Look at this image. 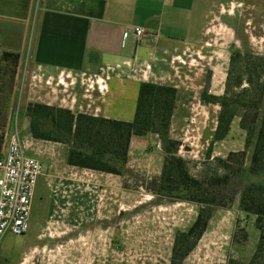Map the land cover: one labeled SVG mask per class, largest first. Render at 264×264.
<instances>
[{
	"label": "rangeland",
	"instance_id": "1",
	"mask_svg": "<svg viewBox=\"0 0 264 264\" xmlns=\"http://www.w3.org/2000/svg\"><path fill=\"white\" fill-rule=\"evenodd\" d=\"M212 1L220 4L212 14H224L222 22L232 30L216 26L214 20L211 35L222 37L220 43L213 44L215 53L209 50L202 59L196 54L192 58L184 56L191 61L192 70L202 74L200 84L198 75L190 89L179 90L168 138L179 143L177 156L186 161L195 177L221 174L215 159L245 151L243 184L264 183V175L250 176L246 172L251 149L245 147L239 113L227 136L209 149L220 110L209 96L223 94L231 52L242 54L232 73L242 77L244 86L248 78L245 65L264 57V0ZM60 87L73 97L77 76L67 78ZM94 87L98 92V86ZM250 96L255 98L256 93L251 91ZM18 131L21 140L28 137L27 127L21 123ZM36 146L35 158L42 168L34 188L28 230L22 236L7 233L1 239L0 264H169L175 233L192 224L199 207L154 193V182L166 156L164 138L153 133L135 138L128 167L119 177L97 171L78 175L76 167L66 164L70 144L45 142ZM26 151L29 153L27 146ZM85 189L96 195L97 202L96 211L88 212L91 218L88 216L87 222V213L77 211V203H84L78 195ZM240 190L237 188L231 206L211 209L205 233L181 264H227L230 259H250L259 233L254 217L238 209ZM242 232L247 233L246 241Z\"/></svg>",
	"mask_w": 264,
	"mask_h": 264
},
{
	"label": "crops",
	"instance_id": "2",
	"mask_svg": "<svg viewBox=\"0 0 264 264\" xmlns=\"http://www.w3.org/2000/svg\"><path fill=\"white\" fill-rule=\"evenodd\" d=\"M33 1L0 0V156L6 132L20 123L28 130L30 104L129 122L141 82L175 88L177 103L179 90L190 89L198 75L200 84L202 74L184 56L215 53L213 44L222 37L211 35L214 20L231 29L224 14H212L220 5L212 0ZM132 27L143 34L135 36ZM74 76L77 90L70 97L60 86ZM22 141L34 157L36 145L46 142L32 139L29 130ZM88 171L77 168L82 177ZM86 190L78 195L84 203H77L85 222L97 209L96 195Z\"/></svg>",
	"mask_w": 264,
	"mask_h": 264
},
{
	"label": "trees",
	"instance_id": "3",
	"mask_svg": "<svg viewBox=\"0 0 264 264\" xmlns=\"http://www.w3.org/2000/svg\"><path fill=\"white\" fill-rule=\"evenodd\" d=\"M5 56H14L5 54ZM242 58L238 50L230 54L224 92L219 97L209 96L220 107L210 147L222 141L228 134L233 119L239 113V126L245 132V147L251 149L246 172L250 176L264 175V57L257 63L245 65L248 78L233 76L234 63ZM255 92L252 98L250 93ZM206 90L203 91L205 96ZM176 89L171 86L141 82L133 119L129 122L94 117L42 104L27 106L29 135L32 139L70 144L66 164L121 176L128 161L132 137H144L150 133L165 139L166 156L160 175L154 182L158 196L196 204L199 209L195 220L173 238L169 264H181L196 247L205 233L212 208H227L239 193L238 209L254 217V227L259 236L255 250L247 262L230 259L227 264H264V183L243 184L245 151L230 152L225 159L215 161L222 173L201 178L191 175L186 161L177 156L179 143L168 138L174 110ZM3 138L0 133V149ZM209 158V156H208ZM242 240L247 233L242 232Z\"/></svg>",
	"mask_w": 264,
	"mask_h": 264
},
{
	"label": "built area",
	"instance_id": "4",
	"mask_svg": "<svg viewBox=\"0 0 264 264\" xmlns=\"http://www.w3.org/2000/svg\"><path fill=\"white\" fill-rule=\"evenodd\" d=\"M140 37L143 29L132 27ZM128 33L123 34L126 39ZM5 149L0 156V241L7 234L24 235L29 226L31 202L41 163L26 152L17 127L4 135Z\"/></svg>",
	"mask_w": 264,
	"mask_h": 264
}]
</instances>
